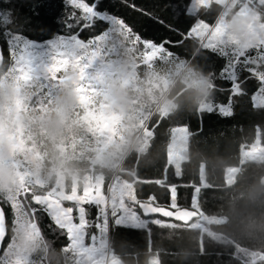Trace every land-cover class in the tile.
<instances>
[{"label": "trees", "instance_id": "1", "mask_svg": "<svg viewBox=\"0 0 264 264\" xmlns=\"http://www.w3.org/2000/svg\"><path fill=\"white\" fill-rule=\"evenodd\" d=\"M97 3L98 10L125 20L132 28L131 32L125 31L127 37L135 38L140 49L143 42L136 34L156 43L172 41L163 49L169 53L168 62L173 66L181 62L185 65L183 73L200 79L207 77L214 85L207 96L201 97L198 84L189 83L185 77L175 78L166 92L171 107L165 111L150 108L147 118L150 132L143 135L145 142L129 147L116 169L101 167L104 189L111 182L126 184L130 195L127 202L144 221L137 225L116 222L110 217L111 253L122 264H150L151 256H156V264H264V157L240 160L243 146L255 141L264 146V103L254 105L252 98L257 80L245 81L252 70L239 64V83L237 79L229 81L221 75V70L230 63V53L201 43L200 35L185 36L197 22L212 25L223 4L208 0L188 10V0H97ZM0 9L3 52L0 87L10 66L12 34L43 41L78 32L80 39L89 40L110 26L97 20L93 27L83 31L70 30L65 21L73 12L81 13L69 0H0ZM140 51H135L138 64L143 61ZM257 68L260 75L264 74V62ZM33 85L23 86L25 104L20 116L25 127V143L19 155L27 159L31 169L41 173L45 172L48 161L50 164V157L59 155L60 149L67 152L72 149L67 167L80 178L93 166L91 150L84 153L90 135L79 116L76 118L68 108L60 133L53 136L48 120L59 118L57 112L64 106L63 97L50 94L38 83ZM231 90L237 94L230 99ZM203 99L214 106L200 107ZM218 103H230L231 111L225 114L218 109ZM3 117L0 108V121ZM177 125L187 128L186 158L180 161L179 170L168 159L171 129ZM229 166L238 167L231 182L226 180ZM7 169L16 179L12 187L0 189V205L7 221L0 264H74L69 231L57 224L44 205L33 198L34 191L39 190L37 186L23 190L17 174ZM53 185L52 179L42 187L48 190ZM139 201L170 208H194L199 216L189 223L159 215L144 216ZM84 206L86 220L94 230L96 205L89 201ZM153 217L165 221L157 222ZM30 221L35 223L33 227L29 226ZM17 240L25 244L23 249L15 245Z\"/></svg>", "mask_w": 264, "mask_h": 264}, {"label": "rangeland", "instance_id": "2", "mask_svg": "<svg viewBox=\"0 0 264 264\" xmlns=\"http://www.w3.org/2000/svg\"><path fill=\"white\" fill-rule=\"evenodd\" d=\"M208 0H192L189 9L194 10L199 3ZM222 2V12L215 23L208 25L197 22L194 27L200 35V42L215 45L220 50L230 53L231 69L243 64L256 75L261 71L258 65L264 62V0H219ZM238 20L247 29L248 38L240 41L234 37L229 29V23ZM111 26H109L110 28ZM104 32L99 35L107 32ZM59 37L37 41L18 34L9 38L10 66L1 81L0 108L4 117L0 121V168L12 169L16 174L23 190H31L36 185L33 198L44 205L53 220L65 227L72 236V252L75 253L74 264H122L120 258L106 254L108 223L110 217L125 223L143 224V219L128 204L130 197L128 186L116 181L103 187V173L101 167L117 168L129 147L136 143L143 144L150 131L147 127V118L152 108L168 110L172 101L167 98L166 92L175 78H186L189 83L200 85V78L183 73L185 65L181 62L174 66L168 62V52H157L144 46L140 49L137 40H130L123 30L108 33L96 44L73 49H63L68 63L59 71L49 73L45 71L51 59L41 56V60L30 59L28 52L40 51L45 45ZM96 36L90 38L94 39ZM79 38V37H78ZM80 39V38H79ZM88 43L89 40H82ZM31 49H26L25 45ZM138 47V49H137ZM141 50L143 61L135 62V51ZM27 73L28 78H23ZM38 83L44 86L50 94H56L64 101L65 92L71 90L76 101L69 107L70 111L79 116L86 132L90 135L85 152L91 150L92 165L89 171L80 178L75 171L67 167V162L73 154L60 149L56 158L50 157L45 172L31 169L27 159L21 157L20 151L24 148L23 138L25 127L22 126L20 113L25 104L23 86H34ZM113 83L127 86V93L132 101L126 115L114 110L107 97L109 87ZM236 86V84H235ZM43 87V88H44ZM42 88V87H41ZM79 89V91H77ZM83 97V100L79 98ZM255 104L264 103V86L253 97ZM60 102V101H58ZM61 104H63L61 102ZM229 103H218L219 110L231 111ZM214 104L205 99L201 100L200 107L211 108ZM222 111V110H221ZM225 113V111H222ZM60 148V144H57ZM187 128L177 125L171 129V141L168 146V159L176 170H179L180 161L186 158ZM264 146L257 141L242 147L240 160L262 159ZM238 167L229 166L226 169V180L231 182ZM202 178L203 168L200 170ZM40 174V175H39ZM68 177L70 183L68 182ZM53 179L54 185L46 190L45 186ZM93 202L97 208L94 220V230L90 229L86 220L85 202ZM210 219V217H207ZM157 222L165 221L153 217ZM33 221L29 226H34ZM92 230V231H91ZM28 237V233H26ZM21 241V240H20ZM16 241V246L22 249L25 244ZM22 242V241H21ZM23 243V242H22ZM107 252V253H106ZM106 253V254H105ZM156 256L150 257V264H156Z\"/></svg>", "mask_w": 264, "mask_h": 264}, {"label": "snow or ice", "instance_id": "3", "mask_svg": "<svg viewBox=\"0 0 264 264\" xmlns=\"http://www.w3.org/2000/svg\"><path fill=\"white\" fill-rule=\"evenodd\" d=\"M192 0H188V3L186 7L189 10V5L191 4ZM69 3L76 9L80 10V15H77L76 12H73L68 19L65 21L66 27L70 30L73 28H79L80 31H83L85 28L93 27L95 24V21H103L107 22L111 27L107 32H105L102 35H97L94 39L89 40L88 43H84L81 41L78 36L79 33H73L69 38L59 37L56 40L50 41L45 45V48L40 51H33L29 45H25L26 49H31V51L28 52V56L30 59H36V60H43L41 59V56L44 58L45 56L49 57L51 59V63L47 65L45 68V71L49 73H55L59 71L64 65L68 63V59L65 56L63 49H73L75 50L77 47L80 46H86L88 44H96L97 42L101 41L105 35H107L110 32H113L115 30H123L131 32L132 28L125 22L123 18L117 17L115 15L109 14L104 11L98 10V3L97 0H69ZM133 8H135V5H132ZM140 11H143L142 9ZM190 12V11H189ZM198 32V29L195 27H191L185 36H188L191 33ZM136 38L139 41H142L144 46L148 49L152 50V54L154 55L157 52L162 51L167 44H172V41L169 40H163L160 43H156L153 40L149 39H143L139 34H136ZM181 41H176L175 43L179 44ZM3 52L0 50V55H2ZM238 70L233 67L231 69L228 68L226 65L225 68L221 70V75L228 79L229 81H232L233 79H237V83H239L238 76H237ZM23 78H28L27 73H25ZM255 79L257 80L258 87L257 89L252 93L253 97H256L257 93L261 91L260 86H264V74L257 77L256 74H254L252 71H248V77L245 78V81L247 79ZM237 93H235L233 90H231L230 99L234 97ZM239 94H244L243 92ZM256 101L253 100V104L255 105ZM230 103L228 104V107H230ZM222 111H225V114H227L226 109H221ZM4 215L3 207H0V216ZM6 216H5V224ZM7 234L5 230V235ZM3 241L0 240V244H2Z\"/></svg>", "mask_w": 264, "mask_h": 264}, {"label": "clouds", "instance_id": "4", "mask_svg": "<svg viewBox=\"0 0 264 264\" xmlns=\"http://www.w3.org/2000/svg\"><path fill=\"white\" fill-rule=\"evenodd\" d=\"M228 30L232 32L236 39L242 42L248 38L245 25L238 20L231 21L229 23ZM213 87L214 85L212 84V82L207 77H203L198 88V95L201 97L207 96L210 89H212ZM77 91H79V89H77ZM107 97L111 107L121 113V117L128 113L132 101L128 96L126 85L121 86L118 83H113L108 89ZM79 99L83 100V97H80ZM75 101V94L70 89L67 90L64 97V106L57 112V116L59 118L48 120V129L53 136L60 133L67 109ZM15 179L16 177L10 170L0 168V189H8L12 187L14 185Z\"/></svg>", "mask_w": 264, "mask_h": 264}, {"label": "water", "instance_id": "5", "mask_svg": "<svg viewBox=\"0 0 264 264\" xmlns=\"http://www.w3.org/2000/svg\"><path fill=\"white\" fill-rule=\"evenodd\" d=\"M0 16H1V9H0ZM0 50H2L1 44H0ZM2 62H3V54L0 55V66ZM0 207L2 206L0 205ZM138 207L144 216L159 215L163 218L171 219L182 223H189L199 216V212L194 208H189V207L170 208L167 206L157 205L151 201H139ZM5 230L7 232V227L5 224V212H4V215L0 216V240H2L3 243L7 235V234L5 235ZM3 243L0 244V250Z\"/></svg>", "mask_w": 264, "mask_h": 264}, {"label": "crops", "instance_id": "6", "mask_svg": "<svg viewBox=\"0 0 264 264\" xmlns=\"http://www.w3.org/2000/svg\"><path fill=\"white\" fill-rule=\"evenodd\" d=\"M222 3V2H221ZM200 23H203V22H200ZM215 23V22H214ZM194 27V26H193ZM200 39H201V37H200ZM213 46H215V45H213ZM108 238H107V240H108V244H107V249H108V253L106 254V259H107V257H108V259L111 257V256H115V257H118L117 255H113L112 253H111V251H110V249H109V236H107ZM119 258V257H118Z\"/></svg>", "mask_w": 264, "mask_h": 264}]
</instances>
